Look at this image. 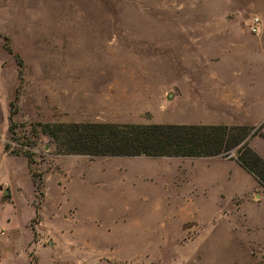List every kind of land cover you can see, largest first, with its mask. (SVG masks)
I'll return each mask as SVG.
<instances>
[{"label": "rangeland", "instance_id": "rangeland-1", "mask_svg": "<svg viewBox=\"0 0 264 264\" xmlns=\"http://www.w3.org/2000/svg\"><path fill=\"white\" fill-rule=\"evenodd\" d=\"M242 65L264 67V0H0V264H264V189L239 196L237 164L67 154L39 127L259 125L204 104ZM56 67L79 71L77 112L43 99Z\"/></svg>", "mask_w": 264, "mask_h": 264}, {"label": "trees", "instance_id": "trees-1", "mask_svg": "<svg viewBox=\"0 0 264 264\" xmlns=\"http://www.w3.org/2000/svg\"><path fill=\"white\" fill-rule=\"evenodd\" d=\"M7 42V38H4ZM5 51L11 54L8 46ZM18 79L23 83L22 62L17 58ZM18 100V91L13 105ZM14 112L9 115V133L15 135V125L11 124ZM41 133L58 142L67 154L91 157L144 156L148 158H222L235 161L247 174L253 177L264 189V159L254 152L249 142L254 138L264 140V123L259 127L226 126H186V125H106V124H70L40 125ZM8 151V145H4ZM13 155L16 153L10 152ZM31 164L32 154H24ZM33 182L39 191V176L32 172ZM36 218H37V209Z\"/></svg>", "mask_w": 264, "mask_h": 264}, {"label": "crops", "instance_id": "crops-1", "mask_svg": "<svg viewBox=\"0 0 264 264\" xmlns=\"http://www.w3.org/2000/svg\"><path fill=\"white\" fill-rule=\"evenodd\" d=\"M231 67L232 68L229 67L222 68L216 72L217 74L222 75V77H219L218 75L217 78L221 80V83H223L225 88L222 90H217L214 95L212 94L206 95L205 97L208 98V101L202 103L207 105L216 103L217 104L216 106L224 105L231 107L233 109H235V107H238L240 109H244L247 107V109L245 110V114L248 115L247 121L256 120V121H260L261 123H264L263 122L264 121V67L263 68L252 67L245 65H242V67H236V66H231ZM78 73L79 71L77 70L71 69V71H67V69L64 70L63 67L61 68L56 67L55 70L53 69L49 72H46V78L44 80L48 81V83L45 86L47 87L46 90H50L51 94L46 98L43 97V99L47 102H54V100L57 101V104L61 105L60 111L77 112V110H79L83 105V103H81V100H77V95H75L78 89L72 87V85L74 84L73 80L77 79L75 74ZM90 73L96 75L102 74L104 77L106 73L110 74L111 71H109V69H99L97 71L95 70L91 71ZM42 77L44 76L42 75ZM42 77L41 80L43 79ZM103 77H99V78L105 79V77L104 78ZM258 78L259 80L257 81ZM68 82L71 83V87H68L66 89V93L63 94L64 83L68 84ZM41 86H43V83ZM43 91L44 90H42L41 93H43ZM100 107L102 108V111L110 112L113 108V105L111 104L110 101H108L101 103ZM136 108H138V103L131 102L125 106V109L127 110L136 109ZM261 123L259 125H261ZM259 125L243 124L241 126L256 127ZM263 133H264V129H263ZM254 142H261L262 145L255 147L253 146ZM249 146L262 159H264V140L260 138H254L249 142ZM216 158H207V159L213 161V160H217ZM226 161L230 163L232 167H235V164H237L233 160H226ZM3 178L4 177H2L1 179L3 180ZM253 180L254 183L251 190L248 191L247 193H241L239 196L247 195L253 192L255 188L259 187L256 180L254 178Z\"/></svg>", "mask_w": 264, "mask_h": 264}, {"label": "built area", "instance_id": "built-area-1", "mask_svg": "<svg viewBox=\"0 0 264 264\" xmlns=\"http://www.w3.org/2000/svg\"><path fill=\"white\" fill-rule=\"evenodd\" d=\"M260 28V22L258 19H253L250 26H249V32L252 35L258 34Z\"/></svg>", "mask_w": 264, "mask_h": 264}]
</instances>
